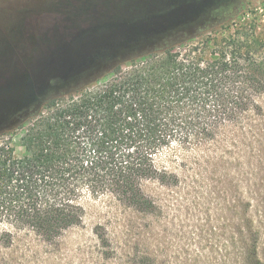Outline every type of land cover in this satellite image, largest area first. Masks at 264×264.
<instances>
[{
	"label": "trees",
	"instance_id": "trees-1",
	"mask_svg": "<svg viewBox=\"0 0 264 264\" xmlns=\"http://www.w3.org/2000/svg\"><path fill=\"white\" fill-rule=\"evenodd\" d=\"M245 16L216 8L201 22L136 29L39 79L0 120V248L55 240L97 202L111 220L154 213L148 185H176L182 153L260 144L264 25ZM93 232L110 245L103 223Z\"/></svg>",
	"mask_w": 264,
	"mask_h": 264
},
{
	"label": "rangeland",
	"instance_id": "rangeland-1",
	"mask_svg": "<svg viewBox=\"0 0 264 264\" xmlns=\"http://www.w3.org/2000/svg\"><path fill=\"white\" fill-rule=\"evenodd\" d=\"M241 6L245 18L264 25V0H0V120L44 87L39 79L99 55L110 41ZM258 99L260 144L250 138L226 154L211 146L182 153L185 164L173 167L176 185H148L154 213L111 220L108 205L97 202L83 223L55 240L0 248V264H264V93ZM15 143L16 155H23ZM98 222L109 246L93 232Z\"/></svg>",
	"mask_w": 264,
	"mask_h": 264
}]
</instances>
